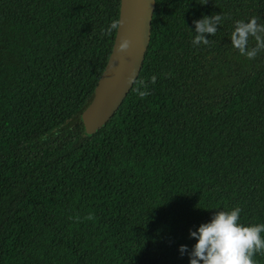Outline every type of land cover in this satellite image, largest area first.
Returning <instances> with one entry per match:
<instances>
[{"label":"trees","instance_id":"16d2710c","mask_svg":"<svg viewBox=\"0 0 264 264\" xmlns=\"http://www.w3.org/2000/svg\"><path fill=\"white\" fill-rule=\"evenodd\" d=\"M119 6L0 0V264H188L178 246L216 211L264 223V49L230 41L264 0H155L137 77L89 132Z\"/></svg>","mask_w":264,"mask_h":264},{"label":"clouds","instance_id":"9594fccd","mask_svg":"<svg viewBox=\"0 0 264 264\" xmlns=\"http://www.w3.org/2000/svg\"><path fill=\"white\" fill-rule=\"evenodd\" d=\"M252 16L245 20L234 21L231 32V46L248 58H254L257 52L264 49V24L257 22ZM222 22L220 13L204 15L193 21L195 34L193 44H208L205 34L214 35L218 25ZM121 19L112 20L105 31L118 33ZM256 41L255 46L249 48V37ZM129 40L120 37L116 44L117 51H124L129 47ZM155 80V76L152 77ZM141 96L146 92L140 91ZM241 209L236 206L227 211H216L211 218L200 223L195 230L189 228L190 238L195 243L189 250L187 245L178 246L181 255L187 253L188 264H256L254 253L264 251V223L242 224L239 222Z\"/></svg>","mask_w":264,"mask_h":264},{"label":"water","instance_id":"95a60500","mask_svg":"<svg viewBox=\"0 0 264 264\" xmlns=\"http://www.w3.org/2000/svg\"><path fill=\"white\" fill-rule=\"evenodd\" d=\"M154 7L155 0H120L119 32L115 33L93 98L82 114L87 131L93 132L106 123L130 90L144 59ZM120 37H126L130 43L126 50L118 52L116 44Z\"/></svg>","mask_w":264,"mask_h":264}]
</instances>
